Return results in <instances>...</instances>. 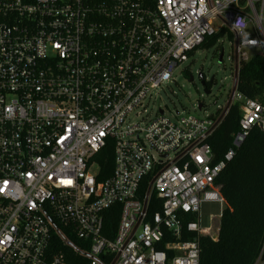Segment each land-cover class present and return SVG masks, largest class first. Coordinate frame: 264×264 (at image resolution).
Segmentation results:
<instances>
[{
	"label": "built area",
	"instance_id": "2783aa9c",
	"mask_svg": "<svg viewBox=\"0 0 264 264\" xmlns=\"http://www.w3.org/2000/svg\"><path fill=\"white\" fill-rule=\"evenodd\" d=\"M217 35L220 55L223 39L233 49L225 104L205 118L149 109ZM249 49L264 56V0H0V264H66L50 247L55 236L70 245L69 233L90 242V264H200V243L181 242L183 230L212 237L202 202L224 203L218 178L255 129L264 135V93L237 90ZM232 104L239 130L214 163L208 139ZM108 140L114 172L99 181Z\"/></svg>",
	"mask_w": 264,
	"mask_h": 264
},
{
	"label": "trees",
	"instance_id": "16d2710c",
	"mask_svg": "<svg viewBox=\"0 0 264 264\" xmlns=\"http://www.w3.org/2000/svg\"><path fill=\"white\" fill-rule=\"evenodd\" d=\"M219 35L204 45L213 47ZM208 89L211 85L208 84ZM237 90L247 98L260 100L264 93V56L253 55L248 61L239 64ZM241 110L238 104H232L228 114L208 139L214 154V163L219 162L232 147L234 135L239 130ZM95 161L100 167L99 181H104L114 172V146L108 140L107 146L96 155ZM146 179L142 192L149 185ZM225 208L221 214L219 235L216 240L211 236H198L183 230L181 242L198 240L200 243V264H256L264 261V135L255 129L237 151L234 160L222 172L217 180ZM160 200L153 193L148 213L153 215L159 209ZM120 218L119 206L111 208L105 216L104 235L113 239ZM196 221L195 217L186 222ZM70 245H66L57 236L50 247V260L62 254L66 264H90L86 256L90 242L75 238L69 233ZM165 239L161 249L167 242ZM168 251L169 261L175 256Z\"/></svg>",
	"mask_w": 264,
	"mask_h": 264
},
{
	"label": "rangeland",
	"instance_id": "374dc122",
	"mask_svg": "<svg viewBox=\"0 0 264 264\" xmlns=\"http://www.w3.org/2000/svg\"><path fill=\"white\" fill-rule=\"evenodd\" d=\"M221 43L224 51L222 62L218 46L199 49L191 60L175 71L172 81L156 91L154 102L150 104L149 109H161L172 120L178 118L177 113L179 118H205L214 115L218 106L225 104L233 89V49L229 39H223ZM245 52L251 58L256 51L249 49ZM184 69L186 72H183ZM200 74L207 83L214 78L210 94H206ZM201 104L204 106L202 111L199 109ZM224 208L225 204L219 202L201 204L200 225L209 230L213 238L219 235L220 218Z\"/></svg>",
	"mask_w": 264,
	"mask_h": 264
},
{
	"label": "water",
	"instance_id": "95a60500",
	"mask_svg": "<svg viewBox=\"0 0 264 264\" xmlns=\"http://www.w3.org/2000/svg\"><path fill=\"white\" fill-rule=\"evenodd\" d=\"M220 61L221 62L223 61V50H222V53L220 55ZM200 76H201V78L203 80L202 83H203V85L205 87L206 94H210L211 92H210V90L207 87V82L203 79V75L202 74H200ZM192 80H193V78L191 77L190 81H192ZM208 84L213 85L214 84V78H212L211 81ZM202 108H203V105L202 104L199 105V109H202Z\"/></svg>",
	"mask_w": 264,
	"mask_h": 264
},
{
	"label": "crops",
	"instance_id": "0c3cea01",
	"mask_svg": "<svg viewBox=\"0 0 264 264\" xmlns=\"http://www.w3.org/2000/svg\"><path fill=\"white\" fill-rule=\"evenodd\" d=\"M210 235H212V234H210ZM218 238V237H217ZM217 238H213L214 240H216Z\"/></svg>",
	"mask_w": 264,
	"mask_h": 264
},
{
	"label": "flooded vegetation",
	"instance_id": "af4514ba",
	"mask_svg": "<svg viewBox=\"0 0 264 264\" xmlns=\"http://www.w3.org/2000/svg\"><path fill=\"white\" fill-rule=\"evenodd\" d=\"M207 87H208V83H207Z\"/></svg>",
	"mask_w": 264,
	"mask_h": 264
}]
</instances>
